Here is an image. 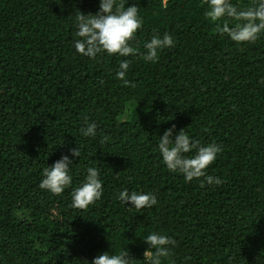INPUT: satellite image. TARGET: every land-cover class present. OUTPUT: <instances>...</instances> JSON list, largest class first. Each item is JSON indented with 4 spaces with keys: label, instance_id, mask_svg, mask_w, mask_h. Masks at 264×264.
<instances>
[{
    "label": "trees",
    "instance_id": "16d2710c",
    "mask_svg": "<svg viewBox=\"0 0 264 264\" xmlns=\"http://www.w3.org/2000/svg\"><path fill=\"white\" fill-rule=\"evenodd\" d=\"M133 4L143 21L133 46L143 51L154 32L174 38L155 63L75 52L69 17L95 14L99 0H0V264H75L111 244L143 264L150 231L176 240L172 264H264V35L236 45L205 19L203 0ZM122 59L128 85L115 78ZM90 121L95 139L80 134ZM173 125L222 147L206 171L223 184L185 183L161 163L157 138ZM77 145L72 187L89 166L104 187L85 209L70 206L72 187H39ZM123 188L158 203L129 210L116 199Z\"/></svg>",
    "mask_w": 264,
    "mask_h": 264
},
{
    "label": "clouds",
    "instance_id": "9594fccd",
    "mask_svg": "<svg viewBox=\"0 0 264 264\" xmlns=\"http://www.w3.org/2000/svg\"><path fill=\"white\" fill-rule=\"evenodd\" d=\"M203 4L205 19L215 25L221 35H226L236 45L254 43L264 35V0H253V3L247 6L234 4L232 0H203ZM69 18L73 27L72 47L77 54L92 60L106 54L125 58L139 56L145 63H155L162 50L175 45L171 34L159 35L154 32L151 39L143 43V51L133 46L132 42L136 40L138 30L142 29L143 21L139 15V8L135 4L128 6V0L126 2L99 0V8L95 14H85L77 9ZM130 64L131 60L122 59L116 71L115 78L123 81L125 85L129 83L125 77ZM80 134L84 138H97V123L87 122L80 128ZM108 140L107 135H99L101 144L107 143ZM156 148L161 163L168 171L181 175L185 183L200 180L202 188L206 184L217 186L223 184L224 181L220 177L208 175L206 171L215 163L223 150L218 143L201 144L186 130L177 131L173 125L157 138ZM80 157L79 145L69 148L67 155H62L52 166L43 169L40 189L51 195H62L73 185V160ZM103 194L100 171L95 166H89L84 172L83 180L72 187L70 206L73 209H85L100 200ZM116 199L129 210L137 212L152 208L158 203L154 193L129 191L127 188L120 190L116 194ZM140 239L148 246L143 253V264H165V261L172 264L171 257L176 247L174 238L163 232L150 231ZM76 261H79V264H135L137 260L131 256L128 245L116 250L111 244L109 252L99 254L91 261Z\"/></svg>",
    "mask_w": 264,
    "mask_h": 264
}]
</instances>
